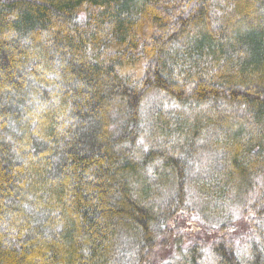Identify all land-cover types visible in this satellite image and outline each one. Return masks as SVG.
Returning a JSON list of instances; mask_svg holds the SVG:
<instances>
[{
    "label": "trees",
    "instance_id": "16d2710c",
    "mask_svg": "<svg viewBox=\"0 0 264 264\" xmlns=\"http://www.w3.org/2000/svg\"><path fill=\"white\" fill-rule=\"evenodd\" d=\"M0 264H264V0H0Z\"/></svg>",
    "mask_w": 264,
    "mask_h": 264
},
{
    "label": "bare ground",
    "instance_id": "6f19581e",
    "mask_svg": "<svg viewBox=\"0 0 264 264\" xmlns=\"http://www.w3.org/2000/svg\"><path fill=\"white\" fill-rule=\"evenodd\" d=\"M168 41V40H167ZM141 70V69H140ZM140 72V71H139ZM148 74V73H147ZM121 87V86H120Z\"/></svg>",
    "mask_w": 264,
    "mask_h": 264
}]
</instances>
